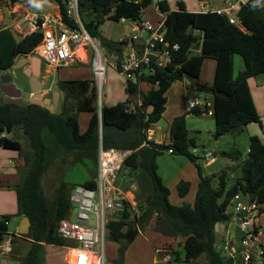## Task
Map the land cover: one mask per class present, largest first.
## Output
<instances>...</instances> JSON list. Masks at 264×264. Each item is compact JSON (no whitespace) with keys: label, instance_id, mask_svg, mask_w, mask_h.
Returning <instances> with one entry per match:
<instances>
[{"label":"trees","instance_id":"obj_1","mask_svg":"<svg viewBox=\"0 0 264 264\" xmlns=\"http://www.w3.org/2000/svg\"><path fill=\"white\" fill-rule=\"evenodd\" d=\"M28 0H8L10 6L22 5ZM57 4L60 13L67 19L68 0H46ZM154 0H78L82 23L92 37L101 40L107 52L120 57L125 52L118 40L101 35L100 28L106 22L119 23L121 18L140 19ZM172 11L165 0L160 3V12L166 15L165 43L178 44L172 66L159 68L154 76H148L140 83L126 82V93L139 95L141 104L127 100L112 106H102L101 113L92 106L98 101L95 86L86 83L82 89L68 88L66 81H58L65 103L61 113L52 114L48 109L27 103L20 107L0 101V148L15 152L25 158L24 171L18 170L20 181L14 189L18 199V217H28L29 232L15 236L11 254L22 246L26 253L23 264H47L48 248H62L67 245L59 236L58 227L70 212V191L75 186L95 188L99 163V149L131 151L122 167V175L139 187L138 210L134 214L131 203L117 218L110 221L108 239L119 245L117 264L124 263L131 241L127 240L133 221L141 229L156 218L165 217L185 238L183 258L176 260L194 264L206 255L208 264H231L215 249V228L219 223H228L231 214L228 209L237 194L244 199L257 200L264 191V143L259 137L250 140L248 158L240 159L239 153H224L229 159L239 162L236 167L240 176L227 189V175L224 171L215 183L216 176H204V168L197 164L200 159L190 150L197 147L189 136L187 116H203L204 112L194 109L173 119L172 141L169 144L156 143L148 138L149 130L163 119L167 109V93L177 82L187 88H195L206 94L213 102L216 135L243 129L253 123H261V116L255 104L250 80L264 73V0H251L239 13L247 32L230 23L229 19L217 13L189 12L184 2H178ZM68 21V19H67ZM69 22V21H68ZM73 24L72 22H70ZM41 31L22 38L12 29L0 23V77L13 71V65L22 57L35 56V48L42 41ZM198 46V49L196 47ZM244 60V69L235 77V56ZM216 62L214 82H199L206 60ZM4 81V78L1 82ZM147 83V92L141 84ZM3 96L0 90V98ZM132 108V111L128 109ZM89 113L91 119L86 132L81 133L79 116ZM9 134H6V132ZM173 155L188 156L197 164L200 182L195 204L175 206L170 202V190L159 175L158 157L165 151ZM205 153V151H204ZM54 163H67L72 170L80 166L82 173L66 172L60 182L56 197L49 202L42 188L45 174ZM190 191L189 182H181L178 192L181 197ZM257 198V199H256ZM258 201V200H257ZM264 212V207L262 209ZM12 215L0 219V244L7 241ZM26 241L15 244V239ZM127 241L129 243H127ZM21 244V245H20ZM53 251H57V250ZM66 252L60 254L64 257Z\"/></svg>","mask_w":264,"mask_h":264},{"label":"built area","instance_id":"obj_2","mask_svg":"<svg viewBox=\"0 0 264 264\" xmlns=\"http://www.w3.org/2000/svg\"><path fill=\"white\" fill-rule=\"evenodd\" d=\"M163 1L156 0V10L159 12V5ZM250 1L223 0L221 7H214L208 1L200 0L198 13L224 15L231 24L247 32L239 13ZM22 11L20 9L15 12L16 20L9 28L22 38L42 32L43 38L35 48V54L45 65L59 70L85 60L91 67L96 86L102 89L108 67L107 51L101 40L92 37L84 27L78 0L67 2L66 16L69 22L60 13V9L59 13L53 14H29ZM165 20L166 15L156 24L144 16L136 21L121 18L120 23L128 24L131 33L118 40L124 45L125 52L120 57L115 56L117 62L114 67L125 77L126 82L140 83L143 78L154 76L159 68L173 65L174 54L180 46L175 44L169 47L165 43ZM206 98L199 99L196 93L186 99L188 110L199 109L204 115L213 117V102ZM128 111L131 112L132 108ZM168 152L173 154L172 150ZM130 154L131 151L104 149L100 146L96 187L91 189L78 185L70 191L71 209L58 227L59 236L67 242L64 248L71 256L69 264H105V244L110 221L124 210L126 201L131 203L120 185L121 179L125 177L122 175L123 163ZM211 156V153L205 151L203 158L208 161ZM231 206L233 213L218 246L221 247L220 252L231 264H264L261 231L263 207L257 200L244 199L240 194L234 197ZM74 212L75 219L72 218ZM137 213L139 210L134 209V214ZM231 224L237 227L236 232L230 231ZM171 259L170 255L164 258L167 262Z\"/></svg>","mask_w":264,"mask_h":264},{"label":"rangeland","instance_id":"obj_3","mask_svg":"<svg viewBox=\"0 0 264 264\" xmlns=\"http://www.w3.org/2000/svg\"><path fill=\"white\" fill-rule=\"evenodd\" d=\"M182 1V0H181ZM191 1V0H188ZM199 0H196L197 3ZM211 3L214 7H221L223 5V0H206ZM179 2V1H177ZM178 4L175 3L174 6ZM157 2L153 1V4L145 11L148 10L154 11L156 9ZM178 7V6H177ZM22 9L19 5L10 6L8 0H0V23L5 26H11L16 20V11ZM38 9V6L32 8V10ZM160 12L156 10V14ZM163 19L160 17L159 21ZM126 24L120 25V23L115 22H106L101 26L100 31L101 35L107 39H116L118 40L119 36L123 33L124 27ZM128 25V24H127ZM9 26V27H10ZM6 28V27H5ZM10 29V28H9ZM130 30L128 29V32ZM106 58L108 60L107 73L105 76V81L102 89L100 90L95 83V77L92 74L91 67L83 60V63H74L69 67L61 68L59 70L54 69L51 66L45 65L43 62V67L41 69V80L44 83V89L49 90V93H53L55 91H59L58 89V81H66V86L68 88H77L82 89L86 83H90V85L95 86L97 89L98 101L96 103H92V106L95 108L98 113H101L102 106H108L107 104H118L126 102V80L125 77L122 76L119 71L114 67V63L116 64L117 60L115 56L109 52H106ZM29 58L37 57L28 56ZM215 63L212 59H208L205 61L200 77V82L203 84H212L214 82V74L215 71H211L208 69L207 63ZM244 66V60L240 55L235 56V77L238 76V73L241 68ZM252 92L254 94L255 104L257 105L258 112L261 116V123H253L249 126L229 132L225 135L220 136L218 139H215L216 136V128H215V120L212 116L203 115V116H195L189 115L187 116V127L189 131V136L195 140L197 145L196 149L192 152L198 158L197 164L204 168L203 175L209 176V171L215 172V183L219 184V177L226 170L227 165H229L230 159L224 155V153H239L240 159L248 158V152L250 147L251 137L257 136L264 143V73L258 75L250 82ZM141 87L144 91L149 89V85L147 83H142ZM192 90V89H190ZM193 91V90H192ZM177 90L174 89L170 92L171 96L169 97V104L167 109L171 113V108H174V105H178L179 108L183 109V104L178 103L173 104V99L176 98ZM180 94L179 97H181ZM186 99L194 96L190 95V93L184 95ZM134 96H130L133 98ZM197 97L199 99H205L206 97L202 93H197ZM173 98V99H172ZM209 99V98H206ZM91 119V115L89 113H81L79 116L80 123V131L81 133L86 132L89 126V122ZM157 130L156 127H154ZM210 143V147L207 152L211 153V157H216L218 162L212 167H206V160L203 158L204 151L202 147L206 146ZM0 151H4V149L0 148ZM158 166H159V175L161 176L165 186L170 190V202L175 206H183L185 204L194 205L196 200V195L198 191V181H199V171L197 164L194 163L188 156L185 155H171L168 151L158 157ZM69 165L67 163H54L48 172L45 174L42 181V188L45 196L47 197L49 202H53L56 197V190L64 178V175L67 172ZM228 171V170H226ZM127 177L121 179L120 185L127 193L128 198L131 200V205L134 209L138 210V196H139V187L134 182H130L129 179L126 181ZM189 182L190 183V191L189 193L181 197L178 192V186L181 182ZM227 189L231 188L233 177L230 174L227 175ZM134 184V187L133 185ZM259 204H264V191L259 193ZM264 216V215H262ZM72 218H76V213L72 214ZM92 221H94V217H92ZM154 222V225H153ZM19 223V218L16 217L15 220L12 221L10 231L12 233L17 231V224ZM22 219L20 221L19 228L21 226ZM157 219L155 218L150 225L144 227L143 229L139 228V234L136 238L129 244V248L124 257L123 264H190L185 261L180 260L177 261V254H180L181 258H183V245L185 238L178 235L177 237H170L160 233L156 227ZM261 230H264V218L261 220ZM237 227L234 224L230 225V231L236 232ZM8 239V238H7ZM264 240V238H263ZM7 242V241H5ZM5 242H3L5 244ZM15 244L23 243L27 247L30 244L26 241L16 240ZM127 243H129L127 241ZM20 244V245H21ZM106 259L105 264H117L116 261L118 259V247L119 245L115 242H112L106 238ZM157 248L161 249L164 252L157 251ZM48 248V257L47 264H69V258L63 257L60 253L66 252L62 248ZM221 247L218 248L220 251ZM26 253L25 248L19 246L13 255L18 257H23ZM65 253V254H66ZM58 257L55 258V255ZM170 255L171 260L169 262H164L165 256ZM55 259V260H54ZM156 260V261H155ZM0 262L1 264H23L24 261L18 260L12 257L10 253L0 254ZM194 264H208V260L206 255H203L199 258Z\"/></svg>","mask_w":264,"mask_h":264},{"label":"crops","instance_id":"obj_4","mask_svg":"<svg viewBox=\"0 0 264 264\" xmlns=\"http://www.w3.org/2000/svg\"><path fill=\"white\" fill-rule=\"evenodd\" d=\"M166 1L168 2L171 10L175 11V10H177L178 7L174 6V4L175 3L178 4L177 1H181V0H166ZM195 1L196 0H191V1L182 0V2L185 3L186 9L189 12H197L198 13L200 0L197 3ZM19 6L23 9L22 12L29 13V14H33V13H51V14L59 13V6L57 4H54V3H51V2H47L46 0H28L27 3L19 5ZM35 6H38V9L32 10V8L35 7ZM145 11H144V14H143L144 18L149 20L150 22H152L154 24L158 23V21H159L160 17H162V15L164 17V14H162L161 12L159 13L160 15H157L156 14V9H154V11H150V10H148L147 12H145ZM120 25H123V24L120 23ZM9 26H5V27L9 28ZM128 29L130 30L129 32H128ZM130 33H131V29L126 24L125 27H124L123 33L119 36L118 40L122 36L129 35ZM114 40H116V39H114ZM79 63H83V62H79ZM207 64H208V69L209 70L216 71L215 63L213 64V63L209 62ZM241 69L243 70L244 66ZM253 79H255V78H253ZM253 79H251L250 82ZM250 82H249V84H250ZM250 87H251V85H250ZM174 89H176L177 92H176L175 100L172 98L173 99V104L178 103V101H180V104L181 105L183 104L182 105L183 109L179 108V103H178V105H174V108H171V113L169 111V108L166 109V112H165V114L163 116V119L160 121V123L158 125L154 126V127L157 128V130H155L154 127H153V129H151L149 131L148 138L150 140L151 139L154 140L156 143H159V144H162V143L169 144V143H171V141H172L171 124H172L173 119L175 117H177V116L185 114L186 112H189L188 107L186 105V100H185L186 97L184 95L188 94V93H190V95H192V93L193 94L199 93L195 88H187L185 86V83L177 81L167 93V97H168L167 107H168V104H169V97L171 96L170 92L172 90H174ZM190 89H192L193 91L190 90ZM141 90L143 92H147L148 91V90L144 91L142 89V87H141ZM251 91H252V88H251ZM180 94H182L181 97H179ZM252 94H253V92H252ZM204 96L208 97L206 94H204ZM253 98H254V94H253ZM126 100H130L132 103H140L141 102V97H140V94H139V95H135L133 98H130V95L127 94ZM254 101H255V99H254ZM107 105L108 106H112V105H115V104H107ZM1 136H4V135L0 134V137ZM171 155H173V154H171ZM173 156H176V155H173ZM243 160H245V159H242V161ZM217 162H218V160H217L216 157H211L206 162V167L207 168L212 167ZM230 162L231 163L229 165H227V167H226V170H228V171H226V170L225 171L228 174L231 173V175L233 177V180H234V179H236V178H238L240 176V170L236 167L237 165H239V162H237L235 160H232V159H230ZM25 165H26L25 158L19 156V154L15 153V152L7 151V150L0 151V219L4 215H12V218H11L10 222L8 223V227H10L11 224H12V221L15 220L16 217H18V216H16V214L18 212V199H17V192L14 189V187L17 186L19 181H20V175L18 173V170H21V171L23 170L24 171L25 170L24 169ZM69 168H70V166H69ZM69 168L67 169V171L70 170ZM82 172H83V170H82V168L80 166H75L72 170L69 171V173H72V174H79V173H82ZM214 174H215L214 171H209V175H214ZM199 182H200V179L198 181V185H199ZM132 185L134 187V184H132ZM126 195H127V193H126ZM127 197H128V195H127ZM260 206L262 208V207H264V204H260ZM228 213L229 214L233 213L232 206L228 209ZM262 215H264V212H263ZM18 218H19V223L16 226L17 227V231L12 233L10 231V228H9V231H8L9 237H8L7 242H5V244L3 242L0 244V254H4V253H10L11 254V251H12V248H13L12 241L15 238V236L16 237L20 236V234H19V229H20L19 225H20V221H21V219H23V217H18ZM263 218H264V216H261V220ZM153 225H154V222H153ZM261 231L263 233V238H264V230L262 229ZM16 240H19V239L16 238L15 241ZM161 249H163V248H157V251H159V250L162 251ZM67 256H68L69 259L71 258V256L68 255V253L65 254V257H67ZM56 257H58L57 254L55 255V258ZM164 262H166V261L164 260ZM0 264H1V262H0Z\"/></svg>","mask_w":264,"mask_h":264},{"label":"water","instance_id":"obj_5","mask_svg":"<svg viewBox=\"0 0 264 264\" xmlns=\"http://www.w3.org/2000/svg\"><path fill=\"white\" fill-rule=\"evenodd\" d=\"M198 49V46L196 47ZM41 59L38 57L29 58L28 56L19 58L13 65V69H22L31 64L30 75H24L22 77H16L13 73L8 71L7 76L0 77V90L3 96L0 98L1 104L12 103L20 107L26 106L27 103L40 105L48 109L52 114H59L62 112L65 96L63 91H55L50 97L49 90L44 89V83L41 81ZM28 68V69H29ZM33 94V95H32ZM6 134H9L7 131ZM219 136L216 135L215 139H218ZM210 147V143L202 147L203 151H207ZM196 148L191 146L190 150L193 151ZM140 215V212L137 213ZM31 226L30 219L28 217H23L22 223L19 229V234L24 235L29 232ZM156 227L158 231L164 235L170 237H177L178 232L173 227V225L165 218L161 217L157 220ZM227 230L226 223H219L215 228V249L218 248L225 231ZM139 228L135 221L130 225V229L127 235V240L133 241L135 237L139 234ZM12 257L18 260H22L23 257H18L12 254ZM224 259H226L224 257Z\"/></svg>","mask_w":264,"mask_h":264},{"label":"flooded vegetation","instance_id":"obj_6","mask_svg":"<svg viewBox=\"0 0 264 264\" xmlns=\"http://www.w3.org/2000/svg\"><path fill=\"white\" fill-rule=\"evenodd\" d=\"M30 66H31V64H30ZM30 66H27V67H25V68H22V69H14L13 71H11L10 70V72L11 73H13L14 74V76H16V77H22V76H24L25 74L26 75H30L31 74V70H30ZM42 67H43V62L41 63V69H42ZM29 68V69H28ZM9 72H7V74H8ZM41 77V76H40ZM50 97L52 96V93L50 94H48Z\"/></svg>","mask_w":264,"mask_h":264}]
</instances>
